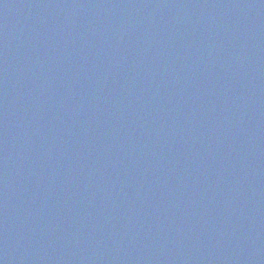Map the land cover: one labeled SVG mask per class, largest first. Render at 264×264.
Returning a JSON list of instances; mask_svg holds the SVG:
<instances>
[{
    "label": "water",
    "instance_id": "95a60500",
    "mask_svg": "<svg viewBox=\"0 0 264 264\" xmlns=\"http://www.w3.org/2000/svg\"><path fill=\"white\" fill-rule=\"evenodd\" d=\"M0 264H264V0H0Z\"/></svg>",
    "mask_w": 264,
    "mask_h": 264
}]
</instances>
